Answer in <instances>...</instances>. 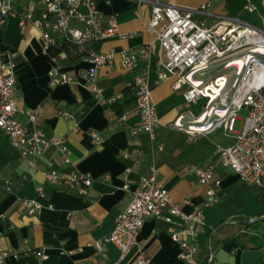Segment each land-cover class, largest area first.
<instances>
[{"label":"crops","instance_id":"crops-1","mask_svg":"<svg viewBox=\"0 0 264 264\" xmlns=\"http://www.w3.org/2000/svg\"><path fill=\"white\" fill-rule=\"evenodd\" d=\"M37 1L17 0L16 8L18 11L32 8L39 16ZM96 2L106 17L115 16L120 30L130 38L103 41L68 54L62 48V37L54 35L56 43L44 52L40 33L31 24L22 26L18 18L10 17L0 26V56L16 65L20 110L28 112L41 106L40 128L48 137L67 138L71 159L78 170L94 178L89 197L67 193L45 178L50 171L67 173L70 170L61 162L55 148H48L39 159L38 169H32L12 150L8 137L0 131V181L12 182L11 193L0 194V216H6V219L0 218V248L20 254L18 259L9 258L6 264H114L118 260L119 254L113 245L107 244L105 252L99 254L94 244L112 233L115 218L129 205V198L123 190L126 170L131 169L129 179L136 182L151 161L148 134L132 132L139 123L134 100L128 102L133 92L125 97L124 91L148 69L150 76L156 77L157 57L152 55L150 61L140 58L136 67L129 70L122 66L119 56L122 51L137 52L155 39L148 30L151 18L149 4L138 6L135 0ZM175 3L183 9L209 4V15L201 18L208 25L217 16H229L264 28V0H218L215 3H210V0H177ZM248 3L255 8L253 12L246 9ZM92 50L114 53L112 61L98 70L96 85L106 100L121 97L119 101L126 102L127 118L122 124L111 105L97 102L89 89L86 76L91 65L87 59ZM55 67L71 76L77 84L51 86L49 73ZM175 84L176 79L171 78L154 89L153 98L160 120L157 143L163 146V151L157 152L154 160L161 184L169 190L176 203L182 202L193 191V204L203 207L207 187L198 184L194 170L213 158L216 147H229L231 140L223 128H219L223 130L219 143L218 140L215 143L210 141L219 129L196 140L173 129L171 125L181 113L198 110L196 105L187 106L185 88H175ZM57 107L74 114L76 119L60 117ZM19 119L22 124H28L25 114H20ZM240 125L238 122L237 128ZM93 131L102 137L100 145L93 143L90 136ZM139 150L145 155L137 163L123 156L124 153L135 156ZM217 175L222 182V194L214 206L203 208L206 225L198 238V264H264V251L254 248L260 242L264 244V236L255 237L249 233L248 225L255 220L247 213V206H227V191L239 178L226 169H221ZM38 186L45 188L47 199L38 200L43 206L41 211L28 215L20 201L36 199ZM260 199L264 203V192L258 197ZM191 209L184 208L186 212ZM164 228L161 222L147 220L139 242L154 264H183L179 260L178 245ZM210 245L212 262L208 261ZM28 250L43 253L48 259L40 262L34 253L25 254ZM136 252V248L131 251L128 263Z\"/></svg>","mask_w":264,"mask_h":264},{"label":"built area","instance_id":"built-area-1","mask_svg":"<svg viewBox=\"0 0 264 264\" xmlns=\"http://www.w3.org/2000/svg\"><path fill=\"white\" fill-rule=\"evenodd\" d=\"M17 0H0V26L10 17H16L20 25L31 24L40 33L42 50L48 51L55 43L54 35H59L80 48L97 45L100 42L131 36L124 34L115 16L106 17L98 9L96 0H38L39 16L29 8L18 11ZM138 6L143 3L151 7L148 30L155 39L137 52L119 53L124 68L133 70L140 58L150 61L157 57V74L150 76L149 69L137 76L130 86L135 96V112L139 123L133 134L145 132L150 139L149 155L151 161L144 174L136 182H131L127 169L123 190L129 198L128 207L115 218L112 233L96 242L94 247L99 254L105 252L107 244L113 245L119 254L114 264H154L139 242V235L147 220L164 224L165 232L179 247V260L183 264H198V238L205 221L203 208L214 206L222 194V182L218 177L221 169L231 170L248 186L264 192V28L249 25L229 16H217L211 25L201 18L209 15L205 4L196 9H183L177 0H135ZM218 0H210L215 3ZM246 9L255 8L247 4ZM114 53L103 54L92 50L88 56L91 65L87 72V84L97 102L114 104L121 97L106 100L103 91L96 85L97 72L109 64ZM15 63L0 56V131L9 139L10 146L32 169H38L43 153L50 147L57 150L61 162L70 167L67 173L57 170L47 172L46 180L59 185L67 193L89 197L94 178L78 170L71 159L67 138L48 137L39 126L42 107L22 112L17 100V80ZM231 73L228 77L227 74ZM176 79L175 88H185L184 98L187 106L196 105L198 110L181 113L171 127L196 140L201 136L223 128L231 140L227 148L216 147L213 158L204 166L196 168L198 184L206 186L203 207L192 202L194 192L182 202L176 203L169 190L159 180V169L155 162L157 152L163 146L157 143L159 117L153 98L154 89L161 83ZM50 85L77 84L75 80L59 67L49 73ZM58 114L64 119H73L74 114L57 107ZM248 112L245 118L240 113ZM25 114L28 124H22L20 114ZM84 115V112L81 113ZM120 124L127 114L117 116ZM238 122H241L237 128ZM95 145L103 142L98 132L90 133ZM142 150L135 156L124 153V158L139 162L144 157ZM12 191L10 180L0 181V194ZM36 199H23L21 207L28 215L43 209L39 199H47L43 186H38ZM185 207H191L186 212ZM52 209V206L48 207ZM6 219V216H0ZM137 252L128 263L131 251ZM264 251V245L261 248ZM209 262H212L210 245ZM34 253L40 262L48 259L43 253ZM20 254L0 248V264L9 258L18 259Z\"/></svg>","mask_w":264,"mask_h":264},{"label":"rangeland","instance_id":"rangeland-1","mask_svg":"<svg viewBox=\"0 0 264 264\" xmlns=\"http://www.w3.org/2000/svg\"><path fill=\"white\" fill-rule=\"evenodd\" d=\"M228 77L231 76V73L227 74ZM248 112L246 110L240 113L241 118H245ZM223 130L219 129L210 141L212 143L222 140ZM210 141L209 144H210ZM206 142V141H204ZM263 193L262 190L254 187L248 186L241 179L234 181L229 190L227 191V206L229 208H234L235 206L242 207L247 206L246 209L249 211L255 222L250 221L248 225V231L252 236H264V218H261L264 215V203L258 200V197ZM246 210V211H247Z\"/></svg>","mask_w":264,"mask_h":264},{"label":"trees","instance_id":"trees-1","mask_svg":"<svg viewBox=\"0 0 264 264\" xmlns=\"http://www.w3.org/2000/svg\"><path fill=\"white\" fill-rule=\"evenodd\" d=\"M89 45H86L85 47H88ZM85 47H83V48H85ZM92 47V46H91ZM62 48L64 49V51L65 52H67L68 54H72V53H74V52H78L80 49H82V48H80V47H78L77 45H75V44H73V43H71V42H68V41H66V40H63L62 41ZM124 95H125V97H129L130 95H132V89H131V87H129L128 89H126L125 91H124ZM131 99H133L134 100V102H135V96H134V94L132 95V97L130 98V100L128 101V102H130L131 101ZM125 104H126V102L125 101H116L114 104H112L111 105V108L115 111V113L117 114V116H122L123 114H125ZM264 245V244H263ZM263 245L261 244V242L258 244V245H256L254 248H262L263 247Z\"/></svg>","mask_w":264,"mask_h":264}]
</instances>
